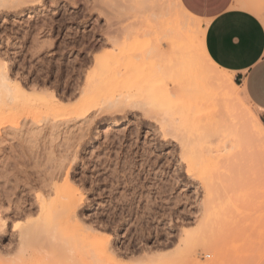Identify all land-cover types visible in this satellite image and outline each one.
I'll return each mask as SVG.
<instances>
[{"label": "rangeland", "instance_id": "1", "mask_svg": "<svg viewBox=\"0 0 264 264\" xmlns=\"http://www.w3.org/2000/svg\"><path fill=\"white\" fill-rule=\"evenodd\" d=\"M25 1L19 7L12 1L0 4V62L12 77L57 94L65 106L75 107L84 97L93 110L84 126L72 113L57 117L41 110L0 118V218L6 222L0 264H264V139L256 135L249 146L244 139L236 147L220 112L200 105L199 96L170 72L175 66L165 71L173 65L174 48L159 35L158 14L169 11L171 19L181 18L183 28L187 23L185 32L198 48L193 62L200 78L209 70L199 56L206 23L179 18L174 0ZM234 1L264 25V0ZM161 46L167 53L159 52L162 64L161 55L153 56ZM236 91L238 103L264 125L242 89ZM159 111L179 119L184 143L204 135L202 127L212 130L207 134L217 131L215 141L205 134L203 143L197 137V146L189 138L184 149L172 135L164 136ZM59 117L71 120L69 147L63 133L58 137L57 130L44 129ZM113 119L120 124L110 126ZM47 183H67L80 195L78 226L70 227L59 244L53 234H37L40 239L34 238L20 259L19 230L55 216L50 210L59 198L48 196ZM40 196L53 202L44 211ZM99 243L106 245V254Z\"/></svg>", "mask_w": 264, "mask_h": 264}, {"label": "bare ground", "instance_id": "2", "mask_svg": "<svg viewBox=\"0 0 264 264\" xmlns=\"http://www.w3.org/2000/svg\"><path fill=\"white\" fill-rule=\"evenodd\" d=\"M6 1H9V2L12 1V2H14L13 4H15V5L17 4L18 7H19V5H22V4H24L26 2L25 0H0V4H3ZM35 2H37V4H40L42 2V0H31V3L34 4ZM174 2H175L176 7L181 12V14L179 15V18H180L181 15H184V16H187V18H189L190 21H191V19H193L195 21H199L198 19H196L193 16H191L190 14H188L182 8L181 4H179V0H174ZM243 7L245 8L246 6H243ZM176 12H178V11H176ZM161 13L158 14V15H160L159 19H161L160 20V31H159L160 34L159 35L164 36V38L166 39V41L164 43L166 45H168V46L170 45L171 47L173 46V48H174L172 53L169 55V60H170V62L173 65H170L169 66L170 68L166 67L165 71H167L166 69L168 68V72H169V70L171 69V66L172 67L175 66L176 70H173V68H172V70H170V72L173 71L174 73H176L177 77L181 78L183 83L184 84L186 83L187 86H189V89H188L187 86H186V89H188V91L190 90L191 94L193 93V95H198L199 96L198 99L201 101L200 105L204 109L208 108V110H210V108H211L212 110L220 112L219 114H221V116L223 118L222 121L224 122V127L225 128L227 127L228 131H230V135L233 136V137L231 136L232 138H230V139L231 140L233 139V143H236V147H237V144L241 143L244 139H247L246 143L249 146L250 139H252L253 137L255 138L256 135H261L262 136L261 138L264 139V125L261 123V121L258 118V116L252 115L249 111H247L242 106V104L238 103V101L236 99V93H237L236 89L239 88V87L233 82V79L231 78L230 74L225 72L226 74L221 76L219 73L223 72V71H221L219 69V67L216 66L214 64V62H212V60L208 57V55L206 53V50H205V47H204V32L201 33L200 30H198V32H200V35H199L200 48L199 49H200V53H201V55H199V56L201 57V60H203L205 62V64L202 67L203 68L207 67V69H209V70H206V72H208V74H206L203 78H200L198 76V72H196V67L194 65V62H195V59H196V54L198 52V50H197L198 48L195 46V44L189 38L188 33L185 32V29H186L185 25L187 23L186 24L183 23L184 24V28H185L184 29L183 25H181L182 24L181 23L182 22L181 18L179 19V22H178L177 19L176 20L171 19L170 15L172 13L169 14L170 13L169 11L168 12L164 11L163 14H161ZM155 14H156V12H155ZM168 14H169L170 17H168ZM177 15H178V13H177ZM156 16H157V14H156ZM193 20H192V22H195ZM156 23H157L156 25H158V22H156ZM199 23H200V21H199ZM195 24H196V22H195ZM193 25H194V23L192 24V27H195V25L194 26ZM156 28H159V25ZM195 30H196V27H195ZM189 31L192 32L191 30H188V32ZM144 36H145V34H144ZM192 39H194V38H192ZM159 40L161 41V38H159ZM160 45H161V43H160ZM153 46H155V45H153ZM162 47L163 46H161V49H159V48L155 49V53L156 54L154 53L155 55H153L156 58H158L161 55L159 57L160 58V62H159L160 64H162V62H161L162 61L161 60L162 59V55L164 53H166V51H163V50H165V48H162ZM159 52H164V53L161 54ZM169 52H171V51H169ZM163 65H164V63H163ZM193 65H194V67H193ZM204 66H206V67H204ZM159 70H160V67H159ZM162 70H163L162 72H164V68ZM203 70H205V69H203ZM191 71H193V73ZM16 77H17V75H16ZM16 77L15 76L12 77V74L10 73V70L7 67L6 63L0 62V118L3 117L5 114H7V112L10 113V114H14V115L18 114L19 115V114H23L25 112H28L29 110H41V111H44V112H46L48 114H53V115H57V114L60 115V114L68 113L67 116L70 115V117H71L72 114H74L76 116V118L73 121L81 122V124L83 126H84V121H87V120L90 121L89 118L92 116V110L93 109H91V107H89V105L87 103L86 104L84 103V97H83V100L81 102L79 101L80 103L77 106L71 108V107L65 106L64 105L65 103L63 102L62 98L60 96H58L57 94H55L53 92H48V91H45V90H41V89H39L38 87H35V86H27L23 82L24 80L23 81L19 80ZM204 79H206V80H204ZM245 100H244V102H245ZM246 102H248V101H246ZM119 103L120 102L116 103L117 107L119 106L118 105ZM122 106H124V105H122ZM113 107L115 108L116 106L114 105ZM117 107H116V109H117ZM135 107H138V104ZM150 110H152V109H150ZM145 111H147V110H145ZM156 112H154V114L158 113V112L157 113ZM69 113H72V114H69ZM145 113L147 114L148 112H145ZM152 113H153V111H152ZM160 113H161L162 116L160 115L161 117H160V121L159 122H160V126L162 128V132H163L164 136L172 135V137L175 138L176 140H178L179 143H181V145H182L184 143L183 140L186 139V137H184L186 134H184L185 132L182 133V134H184L183 135L184 139L182 137H181L182 139L180 138L179 132H181L182 129L180 130V124L181 123H180L179 119L172 118L171 115H169L165 111H162ZM195 113H196V110H195ZM58 115H57V117H58ZM74 115H73V118L75 117ZM256 115H258V114H256ZM59 118L61 120V117H59ZM68 119H69V117H68ZM215 120H217V119H215ZM218 120H219V118H218ZM61 121H62V123H60ZM61 121L59 123L56 122V121H48L45 124L44 129H47L49 131V133H51V134H52V131L54 133L55 130H57V133L56 132L54 133L55 135H57V134L59 135V132L61 134L63 133V135H64L63 139H64L65 142L67 141L66 142L67 143V147H69L70 144H69L68 140H69L70 137L66 138L67 137L66 134L69 133L68 132V130H69L68 122H70L71 120L70 121L68 120V122H64L66 120H64V121L61 120ZM222 121L221 122L219 121V124L222 123ZM216 123H218V122L216 121ZM119 124H120L119 120L113 119V120L110 121V126H112V127L118 126ZM192 124H193V122H192ZM212 124H213V122H212ZM213 126H214V124H213ZM217 126H218V129H219L220 125L216 124V127ZM222 126L223 125H221V127ZM101 127L102 126H98L97 127V129H96L97 133L100 132V128ZM196 128H198V126ZM204 128L205 127H202L204 135L206 134L209 137V134L211 133L212 130H208L207 129L208 127L205 128L206 130ZM202 129H200V130H202ZM41 130H42V128H41ZM81 130H82V128H80V131ZM206 131H208V132L210 131V133L207 134ZM26 132L28 133L29 130L26 129ZM215 132H217V131H215ZM214 133L212 135L210 134V138L212 136H214ZM61 134H60V136H61ZM201 134L202 133H200V135ZM204 135L202 134L200 137L197 134L195 136L193 135L194 139H191V137L189 136L190 145H192V143H194V142H196V143H194V145L195 144H197V146L199 145L198 142L196 141L197 137H199V139H197V140L200 141V142L202 141V143H203L204 142L203 140H205L203 138ZM50 136L53 137L52 135H50ZM69 136H70V133H69ZM215 136H216V134H215ZM223 136L224 135H222L221 139H225L224 138L225 136L224 137ZM201 137L203 138L202 140H201ZM3 138L4 137L2 135H0V144H3V142H4ZM96 138H97V136L94 137V139H96ZM189 138H187V140H185V142L186 141L188 142ZM230 139L228 138V141ZM51 140H52V138H51ZM212 140L215 141V139H212ZM226 141H227V139H226ZM187 142L184 143L183 146H182L184 149H186V145H189V143L187 144ZM254 142H256V141H254ZM205 143H206V141H205ZM213 144H214V142H213ZM251 145H253V144H251ZM239 146H240V144H239ZM88 147H89L88 145L87 146L85 145V147H83V149L84 148L86 149ZM236 147H234V148H236ZM194 148H196V147H194ZM203 148H205V147H203ZM208 148L209 147H206L205 150L208 149ZM242 149H244V147ZM205 150H203V151L205 152ZM195 151H196V149H195ZM244 151H246V150H244ZM255 155H256V153H255ZM245 156H248V155H245ZM259 156H262V155L259 154ZM242 157H244V155H242ZM238 158H239V156H238ZM252 158H253V156H252ZM241 159H243V158H241ZM245 159L248 160L247 158H245ZM254 159H252V160H254ZM232 161H233V159H232ZM238 161H240V160L238 159ZM262 161H263L262 162L263 163V167L262 168L264 169V159ZM245 162L246 161H244V163ZM259 163H261V162H259ZM242 164L243 163H241V165ZM58 171H59V169H58ZM247 172L249 173V171H246V173ZM52 175H54V174H52ZM61 177H62V175H61ZM64 177H65V182H67L68 181V173L67 172L64 173ZM49 183H47L48 189L46 188L48 190V196H49V194L58 195V198H59L58 202L56 200L57 204L55 206L52 204L53 205L52 209L51 210L49 209L51 211L50 213H55V216H51L49 218V220L46 221V222H39V221H36V220L34 222H27L19 230V233L17 235L18 238H19V242H18V244H19V253L18 252L17 253L20 254V259L27 256V254H28V249L27 248L32 244L33 241H36V240H34V238L35 239H40L39 237L42 238V235H40V234H42L41 232H43V233L45 232L46 234L47 233L48 234H53V235H50V237L52 239H54L55 241L58 239L57 241H58V244H59L60 242L64 241L65 234L67 233V231L69 230L70 227L78 226V221L76 220V217H77L76 216V209H78V207H80V206H78L79 202L81 201V198H79L80 195L78 196L77 194H75L69 188L67 183H65L62 186H57L55 183L52 184V185H49ZM44 186H46V185H44ZM45 192H46V190H45ZM46 198L44 196L43 197H41V196L39 197L38 207H39V210H41V211H44L45 209H47V207H49V205L51 206L50 203H53L52 201L51 202L47 201ZM12 209L13 208H11L10 211ZM16 210H17V208H16ZM38 219H40V218H38ZM5 228H6V222L3 221L0 218V235L4 233V231H5L4 229ZM37 234L40 235L38 238H36V236H38ZM61 234H63V235H61ZM46 236H48V235H46ZM59 240H62V241L59 242ZM99 241H100V239H99ZM38 242H39V240H38ZM90 242L91 241H89V243ZM54 243H56V242H54ZM101 243H103V242H101ZM101 243L98 244L99 245L98 248H99V250L101 252L106 254L108 252V249H107L106 245L101 244ZM57 247H59V246H57ZM155 261H153V262H155ZM190 262H192V261H190Z\"/></svg>", "mask_w": 264, "mask_h": 264}, {"label": "crops", "instance_id": "3", "mask_svg": "<svg viewBox=\"0 0 264 264\" xmlns=\"http://www.w3.org/2000/svg\"><path fill=\"white\" fill-rule=\"evenodd\" d=\"M182 8L206 23L204 47L219 69L232 75L264 120V25L234 0H179Z\"/></svg>", "mask_w": 264, "mask_h": 264}]
</instances>
